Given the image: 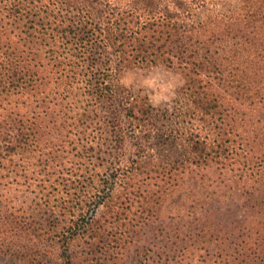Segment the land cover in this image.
<instances>
[{
	"label": "trees",
	"instance_id": "16d2710c",
	"mask_svg": "<svg viewBox=\"0 0 264 264\" xmlns=\"http://www.w3.org/2000/svg\"><path fill=\"white\" fill-rule=\"evenodd\" d=\"M0 21V262L264 264V0H0ZM152 67L185 77L169 104L121 83ZM214 167L242 219L160 226Z\"/></svg>",
	"mask_w": 264,
	"mask_h": 264
},
{
	"label": "rangeland",
	"instance_id": "374dc122",
	"mask_svg": "<svg viewBox=\"0 0 264 264\" xmlns=\"http://www.w3.org/2000/svg\"><path fill=\"white\" fill-rule=\"evenodd\" d=\"M121 83L135 94L146 97L152 105L161 106L169 104L180 95L185 77L176 70L163 67L133 68L123 74ZM217 89L224 97L235 102L233 90L222 86H217ZM5 105V102H1L0 88V114L1 108ZM243 107L248 109L246 104H243ZM254 112L264 120L263 109L256 107ZM243 215L241 191L235 184L232 174L223 175L214 167L200 172L195 171L187 176L182 189L164 204L160 213V226L166 225L171 232L177 230L181 234L196 235V227L207 220L215 227L226 231L231 222H239ZM148 237L158 242L157 249L160 252L164 251V244L154 240L153 236ZM168 247H171V244H168Z\"/></svg>",
	"mask_w": 264,
	"mask_h": 264
}]
</instances>
